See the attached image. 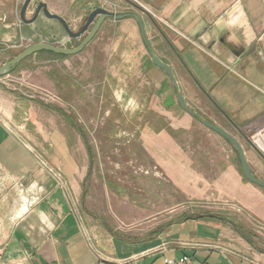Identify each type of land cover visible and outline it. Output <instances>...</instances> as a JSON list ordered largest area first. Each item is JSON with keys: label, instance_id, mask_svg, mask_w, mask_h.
I'll return each mask as SVG.
<instances>
[{"label": "crops", "instance_id": "crops-1", "mask_svg": "<svg viewBox=\"0 0 264 264\" xmlns=\"http://www.w3.org/2000/svg\"><path fill=\"white\" fill-rule=\"evenodd\" d=\"M42 1L49 11L64 18L48 1ZM96 1L74 0L73 11L78 14L84 2L89 5ZM110 1L133 4L130 0ZM136 1L155 15L140 14L149 45L171 67L185 103L237 138L252 173L264 180V155L245 141L256 134L264 140V0H233L225 7L219 0ZM19 2L0 0V44L7 48L18 47L23 41L62 45L69 38L58 21L42 13L34 22L23 23L19 12L17 16L12 14ZM6 9L11 10L10 16H1ZM29 13L27 8L26 18L33 16ZM81 19L82 15L77 16L73 23ZM155 19L162 26L155 25ZM106 26H111L105 35L108 57L98 83L103 108L115 103L122 106L119 101L135 103L136 111L124 116L140 129L137 149L142 148L158 163L184 199L209 200L214 195L211 187L217 192L216 187L232 186L231 194H235L231 197L247 216L242 227L248 240L223 218L225 213H208L171 222L149 246L137 251L126 252L132 244L123 243L122 254L114 242L107 245L100 239L97 244L104 259L99 260L89 249L80 215L74 210L87 173V161L81 160L86 154L84 147H79L78 152L67 151L72 146L66 141L68 132L60 114L0 85L2 115L18 123L28 113V138L66 178V188L59 186L56 179H48L32 154L0 123V264H119L118 260L160 242L166 247L150 256L149 264H163V257L178 258L184 254L199 264H264L263 190L243 181L232 157L221 155L220 145L208 144L209 140L223 138L178 105L176 90L169 77L152 63L136 21L131 17L108 19L99 32L105 31ZM97 41L98 38L93 39L92 43ZM200 52L210 61L201 62ZM74 57L87 65L85 58L72 55L62 60L67 69ZM58 60L47 61L42 69L53 68L62 73ZM74 66L78 68L79 64ZM87 66L88 75L93 76L94 61ZM37 75L24 86L44 89L48 98L53 97L50 92H56L54 82L44 71L38 70ZM94 84L76 79L68 88L77 92L76 100L79 94L88 98ZM108 93L116 101L110 102ZM58 100L53 102L60 108L62 100ZM76 133L73 136L79 145L81 135ZM24 197L30 199V204L24 203Z\"/></svg>", "mask_w": 264, "mask_h": 264}, {"label": "rangeland", "instance_id": "rangeland-1", "mask_svg": "<svg viewBox=\"0 0 264 264\" xmlns=\"http://www.w3.org/2000/svg\"><path fill=\"white\" fill-rule=\"evenodd\" d=\"M19 1L16 11H12L14 16H17L16 13L19 12L24 0ZM40 1L42 0L31 1L28 7V11L31 12L29 15L34 13V9ZM46 1L50 3L56 12L62 14L64 19L66 18L65 20L72 31H78L90 11L96 7H102L110 11H136L139 14H150L136 0H130L133 4L122 1L120 5L110 0H97L96 2H89V5L84 2V8L78 14L73 11L74 0ZM219 1L223 7L229 6L233 2V0ZM10 13L11 10L6 9L1 12V16L9 17ZM81 15L82 19L80 22L74 24L73 19ZM150 15L155 17L154 14ZM154 22L155 25H157L156 23L161 25V22L156 19ZM159 25L157 26L160 27ZM109 27L111 26H106V30L101 33L98 30L99 37L102 38L97 37V32L95 35L98 38V41L95 42L96 44L92 43L93 39H96L94 37L80 53L76 54L85 58L87 65L94 61L96 66L93 68V76L88 75L90 68L84 63L83 59L77 60L74 57L73 62L70 61V68L67 69L62 63L63 58H56L48 54H33L16 65L13 71L0 77V85L3 88L13 92H20L22 97L34 100L40 106L50 108L56 114L61 115L68 132L66 141L72 146V149L68 147L67 151H73L74 149L75 152H78L79 147H84L86 154L83 157L84 159L81 158V160L87 161V173L81 183V195L75 200L74 210L76 214L80 215L79 223L89 249L99 260L104 259V252L97 244L100 239L106 242L107 245H111L114 242L120 253L123 251L121 248L123 243L132 244L131 247L133 248L130 247V249L125 250L126 252L144 249L150 245L152 239L160 236L171 222L204 213H225V216L232 217L237 223L244 225L247 216L243 209L240 210L237 203L233 201L231 196H234L235 193L231 194L232 186L223 185L222 187H216L217 192L214 191V187H211L214 195H210L211 198L209 197V200H186L168 182L165 174L158 167V163L154 162L142 148L137 149L140 129L137 127V123L135 126L132 119L124 116L136 111L137 106L133 101H119L122 106H118L115 103L114 106L108 104L107 107L103 108L104 105L101 104L98 83L103 78L104 62L108 57V52L105 49L107 45L105 35L108 34ZM84 35L80 38H68L59 46L73 48L80 43ZM29 45H31L29 41H23L21 45L15 48H7L5 45L0 44V65L16 56ZM204 45L202 44L203 49L209 52ZM210 46L212 45L210 44ZM217 46L219 45L217 44ZM93 49L96 50L95 54L91 53ZM203 52L198 53L200 55L198 59L201 62L210 61V58ZM53 59H60L58 63L63 69L62 73L53 68L50 70L42 69V66L47 65V61ZM75 63L79 64L78 68L74 66ZM81 64L84 66H81ZM38 70L46 72V75L54 82L56 92L48 91L53 97L48 98L49 93L44 89H27L24 86L25 82L34 81L35 76H38ZM64 71L67 72L65 73ZM76 79L81 83H95L93 92L88 93V98H86L85 94H79L75 100L77 92L75 90L73 92V89L70 90L68 87L69 83ZM194 80L197 81L196 79ZM108 94L111 98L110 102H112L114 98H112L111 93ZM54 96L57 98H54ZM58 99L62 100L63 103H61L62 106L60 108L54 106L55 102L59 101ZM49 105H52V107H49ZM2 114L0 111V123L32 154L40 169L42 168L39 163L41 161H43L45 169H49L43 170L46 177L52 181L55 179L54 172L60 173L63 188H66V178L63 173L58 169H54L45 158L44 153L39 151L32 140L28 138L26 134L29 121L28 113H24L18 123H12ZM73 131L77 132L76 134L79 132V135H81L79 137L81 142L79 145L75 143L77 138L73 136V133H75ZM206 139L207 141L209 140L208 138ZM242 140L244 141L243 138ZM224 141V139L216 138V140H209L208 144L211 146L220 145L223 158L228 157L229 159V156H231L238 169L239 176H242L235 150L232 147L230 148V144L227 141ZM245 141L253 144L264 155V140L261 136L256 134L253 137L250 135ZM215 156L217 157L218 155L216 154ZM243 181L250 183L244 179ZM250 185H253L250 187L260 189L252 183ZM160 243L152 245L148 250L152 249L154 254L142 257L141 261L138 260L140 261L139 264H149L151 261L150 256L160 253L158 251V248L162 245Z\"/></svg>", "mask_w": 264, "mask_h": 264}, {"label": "water", "instance_id": "water-1", "mask_svg": "<svg viewBox=\"0 0 264 264\" xmlns=\"http://www.w3.org/2000/svg\"><path fill=\"white\" fill-rule=\"evenodd\" d=\"M31 1L32 0H24L22 3V6L20 8L19 15H20V19L23 23L29 24V23L34 22L36 20V18L38 17V15L40 13H42L47 18L54 19V20L58 21L61 24V26L63 27V29L65 30V32L67 33V35L69 36V38H80L84 34L85 35H84L83 39L80 41V43L73 48H67L64 46L54 45V44H50V43H43V42L33 43V44L25 47L16 56L11 58L10 60L5 62L4 64L0 65V77L5 75V74H8L11 69L16 67V65H18L24 59L28 58L29 56H31L33 54L41 52V51H48V52H52V53L57 54V55H65V56L76 55V54L80 53L85 48V46H87L92 41V39L97 34L100 26L102 25V23L105 20H107V19L120 20V19H123L126 17H131L136 21V23L139 26L143 41H144V43H145V45H146V47H147V49L151 55L152 63L157 68L162 70L171 80V82H172V84L176 90V96H177L176 101H177L178 105L185 112H187L189 115H191L192 117L197 119L203 126H205L209 129H211L212 131L216 132L225 141H227L232 146V148L235 150V152L238 156L242 176L248 182L256 185L257 187H259L260 189H262L264 191V180L256 177L252 173V171L249 167V164L247 162L245 152H244V148H243V145L241 144V142L237 138H235L233 135H231L229 132L224 130L223 128H221L218 125H216L215 123L205 119L201 114L194 111L192 108H190L185 103V100L179 91L178 84H177V81L175 79V76L173 74L171 67L169 65H167L166 63H164L151 49V46L149 45V42H148V39L146 36L144 20L138 12H136V11H110V10H107L105 8H102V7H96L90 11V13L88 14V16H87L84 24L82 25V27L78 31H72L71 28L69 27L67 21L63 17L49 11L47 4L43 1H40L37 3V5L34 9L33 16L31 18H26L25 13H26V10L29 7ZM90 26H91V28L89 29Z\"/></svg>", "mask_w": 264, "mask_h": 264}, {"label": "built area", "instance_id": "built-area-1", "mask_svg": "<svg viewBox=\"0 0 264 264\" xmlns=\"http://www.w3.org/2000/svg\"><path fill=\"white\" fill-rule=\"evenodd\" d=\"M40 163V166L42 167L43 170H49V169H45V165L43 164V161L39 162ZM54 177L56 179V181H58V185L63 187V183H62V180H61V174L58 173V172H54ZM166 247V244H162L159 248H158V251H163ZM151 254H154L153 250H148V251H145L143 253H140V254H136V255H131L129 257H126V258H122L120 260H118V263L119 264H135L138 260H140L142 257H145V256H149ZM163 264H199L197 262H195L192 257H190L189 255H182L178 258H163Z\"/></svg>", "mask_w": 264, "mask_h": 264}, {"label": "trees", "instance_id": "trees-1", "mask_svg": "<svg viewBox=\"0 0 264 264\" xmlns=\"http://www.w3.org/2000/svg\"><path fill=\"white\" fill-rule=\"evenodd\" d=\"M41 54H48V55H51V56L56 57V58H66V57H68V56H65V55H57V54H54V53L48 52V51H41V52L36 53V55H41ZM14 69H15V67L13 69H11L10 72L13 71ZM243 179L246 180L244 177H243ZM207 214L208 213H204V214H200V215H197V216H194V217L197 218V217H201V216L207 215ZM185 218H188V217H185ZM191 218H193V217H191ZM223 218L226 221H228L245 239L248 240V237L245 234L242 225H240L239 223H236L235 220L232 217L224 216Z\"/></svg>", "mask_w": 264, "mask_h": 264}, {"label": "bare ground", "instance_id": "bare-ground-1", "mask_svg": "<svg viewBox=\"0 0 264 264\" xmlns=\"http://www.w3.org/2000/svg\"><path fill=\"white\" fill-rule=\"evenodd\" d=\"M24 199H25V197H24ZM25 200H26V201H24L25 204L26 203H29L30 204V199L27 200V198H26ZM24 209H25V207H24Z\"/></svg>", "mask_w": 264, "mask_h": 264}]
</instances>
